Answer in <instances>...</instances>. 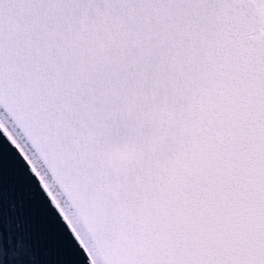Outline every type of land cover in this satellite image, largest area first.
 I'll return each instance as SVG.
<instances>
[{
	"label": "snow or ice",
	"instance_id": "snow-or-ice-1",
	"mask_svg": "<svg viewBox=\"0 0 264 264\" xmlns=\"http://www.w3.org/2000/svg\"><path fill=\"white\" fill-rule=\"evenodd\" d=\"M0 264H264V0H0Z\"/></svg>",
	"mask_w": 264,
	"mask_h": 264
}]
</instances>
